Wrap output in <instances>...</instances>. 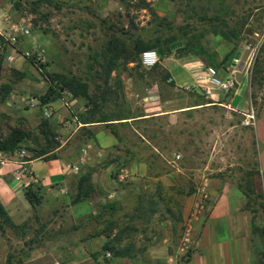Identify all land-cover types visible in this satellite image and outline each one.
<instances>
[{
  "label": "rangeland",
  "instance_id": "rangeland-1",
  "mask_svg": "<svg viewBox=\"0 0 264 264\" xmlns=\"http://www.w3.org/2000/svg\"><path fill=\"white\" fill-rule=\"evenodd\" d=\"M19 1L23 8L13 15H22L30 23L32 37L24 34L8 40L15 52H8L6 41L0 37V86L10 88L7 97L0 100V138H5L11 127H21L31 136L20 144L24 156L30 155L29 149L48 146L58 148L53 153L61 150L76 155L78 160L81 157L79 129L73 132L71 119H52L55 110L63 107V100L69 101L71 93L60 90L50 105V117H44L38 97L46 92L47 82L26 56L44 63V68L57 73L61 80L73 78L70 81L76 84L84 82L98 101L93 118H135L120 125L98 126L116 134V143L110 147L106 160L97 155L80 160L79 171L93 169L89 175L93 191L86 199L70 203L74 193L68 195V188L57 194L40 190L43 204L39 209L18 210L12 218L6 213L1 219L4 234L0 235V264H6L7 256L14 264L35 248L51 250L57 244L96 235L108 243L109 253H141L150 244L160 242L180 256L189 242L188 232L203 216L216 191L224 187H259L252 124L245 123V111L240 109L244 105L255 109L264 99V0H163L165 5L160 6L167 20L185 33V43L204 42L211 47L210 51L215 48L212 52L216 61L229 54L223 69L231 72L235 80L228 91L213 92L215 100L231 98L234 109L203 94L181 89L173 95L182 98L183 103L172 105L171 116L140 115L143 109L137 80L139 76L145 82L162 75L157 62L150 68L142 66L139 60L137 64L117 62L107 83H103L105 65L100 51L111 36L118 34L113 30L123 27L145 37L154 25L147 8L164 16L155 8L156 3L127 0L98 18L91 5H83L84 1ZM204 15L222 17L225 26L238 33L240 41L234 44L233 40L209 35L202 42L199 34L208 24L201 19ZM38 32L44 40L36 41L33 35ZM38 46L41 52L36 51ZM182 52L180 49L173 54ZM8 54L11 61L6 59ZM226 95L229 96L225 98ZM77 98L86 104L84 98ZM83 111L76 109L74 113ZM42 119L49 120L54 134L48 144L41 129ZM65 121H69L65 125L68 128L60 131L59 126ZM126 151L130 153L125 154ZM123 154L126 162L121 167L117 157ZM258 219L264 229L261 214ZM258 239L264 248V236L260 234ZM256 258L261 260L259 255Z\"/></svg>",
  "mask_w": 264,
  "mask_h": 264
},
{
  "label": "crops",
  "instance_id": "crops-1",
  "mask_svg": "<svg viewBox=\"0 0 264 264\" xmlns=\"http://www.w3.org/2000/svg\"><path fill=\"white\" fill-rule=\"evenodd\" d=\"M69 1H78V3L84 1L83 5L89 4L93 7L96 17L103 18L109 8L120 7L121 3L127 0ZM145 1L156 3L155 8L160 12L162 11L164 17H167L164 9L160 6L165 5L163 0ZM22 6L23 4L20 3L18 7H15L12 0L0 2V37L6 41L8 45L6 48L10 49H7L8 52H15V48L8 40L17 39V35L24 37V34L32 37L30 23L22 15H13L16 10H22ZM209 35L219 37L207 33L200 38L201 41L203 42ZM33 37H36V41L44 40L43 34L40 32L34 34ZM202 45L210 51L211 47L208 44L203 42ZM214 49L212 48V51ZM36 51L41 52L39 46ZM130 63L132 64V62ZM157 63L160 64L163 74L148 78L145 82L141 79L137 83L139 88L136 90L140 95L143 109L140 115H173L172 111L174 109H170L172 105L183 103L182 98L173 95L176 90L183 89L202 95L201 88L207 85L204 74L207 62L201 55L194 54L192 51H183L179 55L172 52L169 56L158 59ZM217 70L221 76L224 75V71L219 68ZM165 74L168 76L167 79H163ZM131 81L134 82L133 79ZM132 89L137 92L134 88ZM215 91L217 90H213L208 98L234 109L230 103L231 98L229 101L215 100L213 98V92ZM228 96L226 95L225 98ZM54 101L44 103L42 106L47 105L50 109V105ZM67 101L66 105L63 104L60 110H55L52 119H55V121H60L61 117L71 119L70 122L74 126L73 132L81 126H85L93 129L94 137L85 140L81 144L79 149L81 157H79V160L76 155L71 156L65 152L61 153V150H59V152H54L56 158L37 157L23 160L25 157L23 156L21 160L25 163H20V158H8L0 163V204L11 218L13 212L16 215L15 213L18 210H30V206L23 195V188L28 183L39 184L45 194H52V192L55 194L64 193L67 188L68 195L70 192L75 193L76 173L82 164L80 160L82 158L83 161L84 159L88 160L93 156L96 157V155L100 160H106L109 157L110 147L116 143L115 136L111 132L98 127L104 122L82 124L76 119L74 111L85 109L84 104L79 102V98L70 96L69 101ZM241 110L242 112L245 111L244 114H248L250 110L252 112V134L256 144V167L260 174L259 187L264 205V99L255 109L251 106L249 110L244 105ZM134 118L129 117L124 120H112L105 123L120 125L121 123H129ZM68 122L65 121L62 126H56H59V130L62 131L68 128L65 127ZM56 149L58 148H54V150ZM258 214H261L262 219H264V211L257 209L254 216L256 225L260 227ZM202 215L198 217L188 232L187 239L189 242L180 256H177L173 252L174 250H169L166 244L159 242L150 244L141 253L131 251L130 254L124 253L122 256L113 257L110 255L105 257L103 252L100 251L104 240L101 235H96L78 238L67 244H57L56 248L51 250L35 248L30 254L23 256L21 262L22 264H253L257 260L251 240L252 213L245 206V197L240 190L224 187L216 191L211 198L210 205Z\"/></svg>",
  "mask_w": 264,
  "mask_h": 264
},
{
  "label": "trees",
  "instance_id": "trees-1",
  "mask_svg": "<svg viewBox=\"0 0 264 264\" xmlns=\"http://www.w3.org/2000/svg\"><path fill=\"white\" fill-rule=\"evenodd\" d=\"M37 1H50V0H37ZM13 4L15 7H18L20 4L19 0H14ZM149 14L153 17L154 25L150 31L147 32L146 36L143 37L141 34L134 32H127L123 27L115 28L113 32H117L118 34L115 36H111L106 41V46L100 51L103 63L105 65L104 69V78L103 83H107V79L109 77L110 72L117 65V62H120L122 65H126L127 63L137 64L138 60L137 55L143 50L153 49L156 51L158 55V59H162L164 57L169 56L172 52L176 50L182 49V51H192L194 54L201 55L207 65L213 66L215 69L223 68V65L227 63L230 59L229 54H225L219 61L215 59V52L208 51L202 44H192L188 45L184 42L183 37L185 36L184 32H180L179 28L171 24L166 17L158 16L152 8H147ZM202 20L207 21V27L199 34V38L207 33H211L213 35L220 36L225 41L233 40L234 44L239 42L240 38L235 30L228 28L224 21V19L220 16H201ZM129 23L130 20H129ZM235 45L232 46L234 51ZM26 59L30 64L35 66L44 76L47 82V90L43 95L38 97L39 104L42 105L44 103H48L53 101L59 96V91L62 89H67L71 96L73 97H82L86 100V104L84 105L85 110L76 114V119L82 123H91V122H109L113 119H106L105 117L93 118V114L96 111L95 109L99 106L98 101H96L88 92L86 85L84 82H80L77 84L72 79H68L67 81L61 80L59 75L55 72H49L44 67V63H40L38 61H34L33 56H26ZM222 65V66H221ZM130 73V72H129ZM137 81H140V78ZM167 74L163 75V79H167ZM74 82V85L71 83ZM0 100H4L9 92V86L2 84L0 86ZM101 101H104V96H102ZM129 117H123L122 120L127 119ZM117 119V118H116ZM117 119V120H121ZM110 124V123H105ZM41 129L43 133V137L46 141V144L52 140L53 131L50 127V122L48 119L41 120ZM79 144L83 143L87 139H92L94 136L92 130L90 131L85 126H81L79 128ZM114 135V133H113ZM116 138V134L114 135ZM31 138L28 131L22 129L21 127H11L8 135L1 139L0 138V151L9 152L14 149L20 147V144L28 138ZM53 147H44L39 150L29 149L30 155L25 156L23 160H29L37 157H42L45 159L56 158V155L52 152ZM130 152L126 151L125 154H129ZM117 159L120 162V166L122 167L126 162V155L118 156ZM108 162H105V165H108ZM93 171V169H84L83 171H77L76 173V182H75V193L74 196L70 199V203H76L86 199L90 193L93 191V185L89 182V175ZM260 186V184L258 185ZM41 187L37 183H28L23 188V195L26 202L29 204L33 210H37L43 204L42 202V194L40 193ZM242 194L245 197V206L249 208L252 213L251 220V240L254 245L255 255H259L261 260H255L253 264H264V248H262V244L258 239V235L264 232L263 228H260L256 225L254 221V216L257 209H260L262 212L264 211V205L262 200V192L260 187H257L256 190H252L251 188H242L240 189ZM6 217V211L0 204V235L4 234V230L1 224V219ZM110 247L107 242H104L100 251L104 252ZM111 256H122L124 255L120 250H113L110 253ZM6 264H12L9 257L6 258ZM14 264H22L21 258L17 260Z\"/></svg>",
  "mask_w": 264,
  "mask_h": 264
},
{
  "label": "built area",
  "instance_id": "built-area-1",
  "mask_svg": "<svg viewBox=\"0 0 264 264\" xmlns=\"http://www.w3.org/2000/svg\"><path fill=\"white\" fill-rule=\"evenodd\" d=\"M138 56H139L140 64L146 68L152 67L158 61V55H157L156 51L153 49L143 50L139 53ZM6 59L8 61H11L12 57L8 54V56H6ZM219 69L221 71H224V75H222V76L219 75L218 70L215 69L211 65L205 66L204 74L206 77L207 85L201 88V92L204 96H207V97L210 96L211 92L213 90L226 92L234 86L235 80H234V77L232 76V73L231 72L225 73V69H223L222 67ZM63 104L65 106L66 101L63 100ZM31 105H33V104H31ZM42 107H43V111H42L43 116L46 118L50 117L51 112H50V109L48 108V106L44 105ZM245 116H246V120H247V121H245V123L250 122L252 124V112H251V110L248 114H245ZM0 153H1L0 163H2L4 160H6L8 158H10V159L20 158L19 162L25 163V161L21 160V157H23L25 155V151L23 150V148H17V149H14L12 151H9V152L0 151ZM104 256L109 257L110 253L106 251L104 253ZM55 264H57V263H55Z\"/></svg>",
  "mask_w": 264,
  "mask_h": 264
}]
</instances>
